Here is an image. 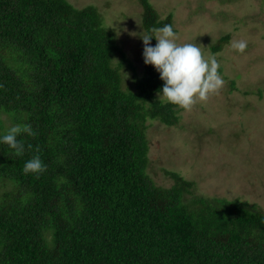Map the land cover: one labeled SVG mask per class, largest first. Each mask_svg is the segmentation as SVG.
<instances>
[{"label": "trees", "instance_id": "trees-1", "mask_svg": "<svg viewBox=\"0 0 264 264\" xmlns=\"http://www.w3.org/2000/svg\"><path fill=\"white\" fill-rule=\"evenodd\" d=\"M140 2L146 33L172 25ZM144 66L94 6L0 0V134L21 123L35 133L18 137L21 156L0 144V264H264L255 206L186 199L193 184L175 172L169 188L149 177L147 122L172 126L178 108ZM37 154L46 171L25 175Z\"/></svg>", "mask_w": 264, "mask_h": 264}, {"label": "rangeland", "instance_id": "rangeland-1", "mask_svg": "<svg viewBox=\"0 0 264 264\" xmlns=\"http://www.w3.org/2000/svg\"><path fill=\"white\" fill-rule=\"evenodd\" d=\"M66 1L96 7L133 68L144 72L140 0ZM147 1L160 19L172 15L177 43L197 44L205 58L215 55L225 81L190 111L178 108L176 124L147 122L149 177L169 188L174 180L165 172H175L193 184L186 199H239L264 213V0ZM225 35L228 42L213 51ZM240 39L248 42L243 54L230 46Z\"/></svg>", "mask_w": 264, "mask_h": 264}, {"label": "clouds", "instance_id": "clouds-1", "mask_svg": "<svg viewBox=\"0 0 264 264\" xmlns=\"http://www.w3.org/2000/svg\"><path fill=\"white\" fill-rule=\"evenodd\" d=\"M153 38L156 40L154 46L150 44ZM177 39L171 24L150 29L141 37L143 63L151 65L163 82L157 93L158 99L162 103L190 111L197 102H205L216 94L225 81L219 72L220 64L215 55L205 58L197 44H179ZM230 46L235 52L243 54L248 42L233 40ZM22 133L35 135L29 124H15L0 134V144L8 145L14 155L21 156L25 144L18 137ZM46 167L37 154L25 161L22 171L25 175H39L46 171Z\"/></svg>", "mask_w": 264, "mask_h": 264}]
</instances>
